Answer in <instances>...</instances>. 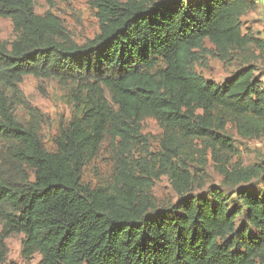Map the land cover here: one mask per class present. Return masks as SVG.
<instances>
[{"label": "trees", "instance_id": "trees-1", "mask_svg": "<svg viewBox=\"0 0 264 264\" xmlns=\"http://www.w3.org/2000/svg\"><path fill=\"white\" fill-rule=\"evenodd\" d=\"M99 32L76 44L34 0H0L13 39L0 42V264L5 240L22 234L21 256L38 264H264V161L235 202L210 188L193 195L188 172L171 173L178 200L156 209L124 155L155 120L164 147L203 139L224 153L227 124L264 135L262 75L247 65L221 85L190 70L208 41L222 57L260 41L242 32L254 0H86ZM25 76L68 86L74 116L48 152L41 114L18 85ZM108 93L109 99L106 97ZM28 110L26 123L15 109ZM121 162L114 182L91 189L82 172L105 137ZM166 144V145H165ZM169 151V150H168ZM246 176V177H248Z\"/></svg>", "mask_w": 264, "mask_h": 264}, {"label": "rangeland", "instance_id": "rangeland-1", "mask_svg": "<svg viewBox=\"0 0 264 264\" xmlns=\"http://www.w3.org/2000/svg\"><path fill=\"white\" fill-rule=\"evenodd\" d=\"M256 2L261 0H255ZM34 11L38 15L50 12L58 17L76 44H83L99 32L96 11L86 0H34ZM242 32L262 43L255 44L247 51L232 52L227 57L220 56L215 48L205 41L197 52L198 61L190 66L192 73L205 81L221 85L226 78L244 66L252 65L256 75H262L264 89V10L255 9L241 18ZM13 39L10 20L0 18V42ZM23 97L41 117L39 136L48 152L55 151L54 138L74 116L73 106L68 99V86L52 80H38L25 76L18 85ZM106 97L109 99L108 93ZM14 115L19 122L29 119L28 110L17 107ZM141 145H132L124 155L126 167L141 180L142 191L152 201L156 209L168 208L179 198L171 179L175 170L186 171L190 176L193 195L207 192L210 188L222 191L235 202L234 192L240 187L257 189V177L248 176L252 169L264 161V135L261 131L250 132L227 124L223 135L233 145V153H224L215 145L203 139H177L171 146L164 147V130L153 119L141 122ZM116 144L105 137L97 155L86 164L82 172V184L91 189L108 187L121 162ZM169 150V151H168ZM248 176V177H246ZM22 234H13L5 240L6 262L11 264H38L40 256L34 254L29 260L21 256Z\"/></svg>", "mask_w": 264, "mask_h": 264}, {"label": "crops", "instance_id": "crops-1", "mask_svg": "<svg viewBox=\"0 0 264 264\" xmlns=\"http://www.w3.org/2000/svg\"><path fill=\"white\" fill-rule=\"evenodd\" d=\"M261 1L262 2H260V1L256 2L255 1V5H256L255 9L258 11V13H261V11L264 10V0H261Z\"/></svg>", "mask_w": 264, "mask_h": 264}, {"label": "built area", "instance_id": "built-area-1", "mask_svg": "<svg viewBox=\"0 0 264 264\" xmlns=\"http://www.w3.org/2000/svg\"><path fill=\"white\" fill-rule=\"evenodd\" d=\"M254 1H255V0H254ZM262 28H263V32H264V24H263Z\"/></svg>", "mask_w": 264, "mask_h": 264}]
</instances>
